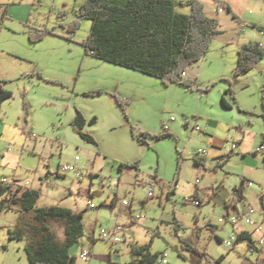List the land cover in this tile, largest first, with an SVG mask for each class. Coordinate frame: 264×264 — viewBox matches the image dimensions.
I'll return each mask as SVG.
<instances>
[{"label": "rangeland", "instance_id": "1", "mask_svg": "<svg viewBox=\"0 0 264 264\" xmlns=\"http://www.w3.org/2000/svg\"><path fill=\"white\" fill-rule=\"evenodd\" d=\"M84 1L0 0V90L13 93L0 115V177L40 190V208L83 213L84 235L72 249L78 264H84L83 250L94 252L91 264H111L110 256L113 264H133L132 246L143 245L159 255L156 264L264 260L259 235H252V250L236 226L220 222L234 200L240 212L256 210L264 234V72L257 68L264 60L250 74L234 77L238 48L257 35L250 19L264 18V0H220L234 15L214 0H198L220 31L207 55L188 69L196 74L194 90L165 86L87 54L82 43L93 22L77 17ZM176 10L191 14L188 5ZM78 20V31L71 33ZM39 30L49 34L32 44L30 34ZM117 98L127 103L125 109ZM77 111L86 116V131L97 145L72 127ZM133 133L152 137L141 144ZM136 163L138 169L120 168ZM65 166L76 172L63 171ZM245 179L252 183L238 201L233 189ZM90 201L97 207L90 208ZM23 222L18 209L0 214V264H30L26 243L9 239ZM50 227L62 243L64 222ZM103 232L114 233L119 243L102 240ZM186 244L205 251L208 260Z\"/></svg>", "mask_w": 264, "mask_h": 264}, {"label": "trees", "instance_id": "2", "mask_svg": "<svg viewBox=\"0 0 264 264\" xmlns=\"http://www.w3.org/2000/svg\"><path fill=\"white\" fill-rule=\"evenodd\" d=\"M214 1L233 14L228 4L220 0ZM178 4L190 6L191 14L177 12ZM77 17L79 20L84 18L93 22L88 38L82 43L87 54L106 63L120 65L159 79L165 86L179 84L192 90L195 88L194 81L186 79L184 75L189 67L207 55L209 46L220 31L219 22L207 15L198 0H85L77 12ZM79 20L70 26L71 33L78 31ZM48 34L45 30L31 32L30 42L38 43ZM263 60L264 49L259 48L256 41L240 46L234 77L250 74ZM232 92L231 89L228 93ZM12 97V92L0 90V115L3 103ZM117 100L119 106L125 109L127 103L119 98ZM261 100L264 107V85L261 88ZM223 103L225 108L231 107L225 97ZM95 122L96 119L92 120V123ZM86 126V116L77 111L72 127L87 143L97 145L95 138L87 133ZM132 135L141 144L148 143V139L152 137L148 133L141 134V138L134 133ZM162 136L165 135L159 137ZM201 163L196 162L198 165ZM138 165L121 164L120 168L138 169ZM245 183L244 181L240 187L235 186L233 189L238 201L245 198ZM199 194L200 189L197 188L196 198ZM0 198V214L4 210L13 209H18L22 214L23 225L9 231V239L26 243L25 254L30 264H77V257L72 255V249L84 235L83 213H74L68 208L58 206L40 208L37 205L41 198L40 190L26 189L17 184L0 187ZM53 221L64 222L65 238L62 243L56 239L57 236L50 227ZM238 237L247 240L252 250H257L251 234L242 232L238 233ZM185 248L200 260L209 258L198 247L186 244ZM131 252L135 258L133 264H156L159 256L152 254L150 246L145 245L132 246ZM259 262L262 260H258L257 264ZM212 263L220 264L221 260Z\"/></svg>", "mask_w": 264, "mask_h": 264}, {"label": "built area", "instance_id": "3", "mask_svg": "<svg viewBox=\"0 0 264 264\" xmlns=\"http://www.w3.org/2000/svg\"><path fill=\"white\" fill-rule=\"evenodd\" d=\"M260 35L262 37H264V30L263 32H260ZM259 48L264 49V41L263 42H259ZM186 75V74H185ZM184 75V76H185ZM199 131H201L200 128H197ZM263 150V148H262ZM78 161V159H77ZM63 171L65 172H76L75 167L72 166H65L63 168ZM78 177L80 178V174H78ZM245 184L247 185H251L252 181L245 179ZM13 183L10 181V179H8L7 177H0V187L3 186H11ZM150 195L149 196H153V190L150 189ZM191 205L195 206V207H201L202 202H200L199 200H194V201H190ZM124 205H127V203L125 202ZM231 208V213H229V216L226 220L220 219V222L222 224L225 223H231L234 226H236L237 228V233H242L244 232V229L246 227V225H251V227H253L252 232L249 231V233L251 235H259V245L263 246L264 245V236H263V231L261 226H259L256 221L254 220V215L257 213L256 210L252 207H248L245 211L240 212L238 210V205L237 203L232 200L231 203L228 205ZM89 207L90 208H96L97 206L93 203V202H89ZM102 240L110 242V243H114V244H118L119 243V239L115 236L114 233L112 232H103L102 234ZM231 242L227 243L226 245L228 247H231ZM254 247L255 244H254ZM92 252L88 251V250H83L81 252V254H79V258L83 261V263H89L90 261V257H91ZM163 264L167 263L165 260L162 262Z\"/></svg>", "mask_w": 264, "mask_h": 264}, {"label": "crops", "instance_id": "4", "mask_svg": "<svg viewBox=\"0 0 264 264\" xmlns=\"http://www.w3.org/2000/svg\"><path fill=\"white\" fill-rule=\"evenodd\" d=\"M213 17V16H212ZM213 18H215V19H217L216 17H213ZM250 24H251V26L252 25H255L256 27H254L258 32H257V35H255V37H254V39L251 41V42H257V43H259V42H263L264 41V37H262L261 35H260V32H263V30H264V18L263 17H261V19H250ZM243 26H245V24H243ZM244 28V27H243ZM246 28V27H245ZM199 63V62H198ZM197 63V64H198ZM257 68H259V69H261V71H262V73L264 72V67H262V65H260L259 67H257ZM196 74H194L192 71H190V70H188L187 72H186V78H188V79H193L194 78V76H195ZM13 184H15V183H13ZM244 196H245V194H244ZM260 201H261V204L263 205V207H264V197L262 196L261 197V199H260ZM244 232H248L249 233V230H248V228L247 227H245V229H244ZM250 234V233H249ZM263 236H264V234H263ZM251 237H252V235H251ZM252 239H253V237H252ZM94 243H96V241H94ZM110 243V242H109ZM113 245H115L114 243H112ZM93 253L94 252H92V254H91V257H90V261H89V263H87V264H91V260H92V258H93ZM76 257V256H75ZM110 262H111V264H113V261H112V257L110 256ZM77 264H78V259H77ZM84 264H86V263H84ZM259 264H264V260H262V262H259Z\"/></svg>", "mask_w": 264, "mask_h": 264}]
</instances>
